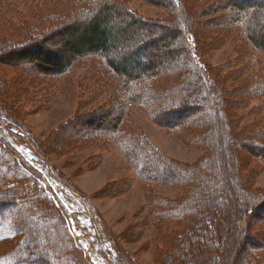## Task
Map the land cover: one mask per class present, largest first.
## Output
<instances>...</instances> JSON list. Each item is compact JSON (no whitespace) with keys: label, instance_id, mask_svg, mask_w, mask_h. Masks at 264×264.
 Wrapping results in <instances>:
<instances>
[{"label":"rangeland","instance_id":"obj_1","mask_svg":"<svg viewBox=\"0 0 264 264\" xmlns=\"http://www.w3.org/2000/svg\"><path fill=\"white\" fill-rule=\"evenodd\" d=\"M107 1L162 24L146 52L155 61L154 76L126 84L95 55L78 58L59 75L24 63L0 64V264H11L10 256L34 264H162L176 241L162 239L160 222L173 223L164 216L183 219L189 251V221L203 229L199 221L209 218L192 264H241L242 242L253 236L264 242V156L258 146L264 143V89L256 86L264 80V50L247 39L229 0H181V9L167 0ZM98 2L0 0V39L5 49L28 43L36 34L81 22ZM260 17L264 23V13ZM181 18L194 26L182 27ZM131 44L111 57L130 52ZM190 64L203 75L199 85L190 81ZM211 87L220 102L219 136L209 106H197L176 128L154 121L186 96L205 99ZM128 91L157 98L145 106ZM18 138L34 143L47 160ZM119 140L135 148L142 163L161 162L180 176L164 182L139 177ZM243 141L257 148H239ZM223 186L229 203L216 217L198 211L207 190L218 197Z\"/></svg>","mask_w":264,"mask_h":264},{"label":"trees","instance_id":"obj_2","mask_svg":"<svg viewBox=\"0 0 264 264\" xmlns=\"http://www.w3.org/2000/svg\"><path fill=\"white\" fill-rule=\"evenodd\" d=\"M167 1L169 5H174L178 7L177 9H181V5L179 4L181 0ZM156 2L162 3V1ZM229 2L234 8L236 22L247 36V39L256 49L264 50V23H261L262 19L260 17V15L264 13V0H229ZM243 16L247 17L243 19ZM82 17L83 20H81V22L75 20L68 22L52 32L50 31L51 33L46 36H37L36 34L33 41L21 44L19 42L16 44L13 43L14 47L9 49L4 48L5 43L3 44L0 39V49H3L0 50V64L15 66L24 63L31 65L39 73L59 75L66 71L78 58L86 55H95L102 57L106 61L108 67L115 74L121 76L126 84L140 81L142 77H147L148 75H155V61L153 59H147L146 52L150 48L151 43L158 39L154 37L156 36L154 32L156 30L161 32V30H163L162 24L139 20L131 12L122 8L118 2H109L107 0H99L98 4L94 5L89 11L87 10ZM181 19L183 23L182 27L187 28L189 25L194 26L191 22H187L183 18ZM198 24L199 23H196V25ZM144 34L148 35L147 41L146 39L145 41L142 39L135 41V38ZM56 37H59V40H56ZM167 39L172 40L173 38ZM188 40L189 38L186 37L185 41L188 42ZM58 43L61 50L56 46ZM124 43H133L131 44L132 50L124 55L121 54L111 57ZM163 44L166 45V42ZM196 67H198L197 64L191 65L194 76H192L190 81H192L194 86L199 85L203 80V75L196 72ZM256 86L261 90L264 89V80L257 81ZM128 96L145 106L152 104L154 98H157L144 92L142 93L141 91H128ZM185 98L188 102H186V99L178 100L174 108L162 109L161 113H156L154 116L158 118L153 117L154 121L165 127L176 128L186 121L187 113L193 115L197 112V106L204 105V107L209 106V110L214 117L216 133L218 136L222 134V126L218 118L220 114V102L217 97V92L213 87L206 91V98L203 100H198L196 97L187 98L186 96ZM197 102L199 104H197ZM224 128L225 130L228 129L226 124ZM14 141L24 144L42 160H47L40 149L30 140L25 139L22 141L21 138H18ZM249 145H251V147H248ZM118 146L122 152L128 156L135 173L147 181L164 182L180 176L179 171H174L173 168L161 162L153 161L151 164L142 163L136 149H133L131 145L127 146V144L124 142L122 143L121 140H119ZM258 146H260L261 152H263L262 155L264 156V143L260 142ZM240 147L245 150H255L257 145H247V143L243 141L239 148ZM8 148L14 150L10 146ZM2 153L4 152L0 145V155ZM20 158L24 160L22 156H20ZM24 162L35 171L27 161L24 160ZM218 176L219 175H217V178ZM228 190V186H223L221 188V193H219L217 197L213 194L214 192H212V189L209 188L207 192L210 195L207 197V201L204 204L198 206V211H204L206 215L210 213L212 216L211 218H215V215L218 213L216 211H218L217 209L220 208V205L222 206L225 202L229 203L227 198ZM2 194H4V192H0V197ZM196 203H198V201ZM206 219L207 220L204 221L200 220L198 223L200 226L205 224V228L203 227L205 231H203L202 227H200V229L197 228L196 222L193 223V221H189L190 224L194 225L191 229L192 231H190L193 238H191V236L189 238L192 251L186 249L187 243L184 239L187 237V233L185 232L187 228H182L180 226V220L182 221L183 219L174 216H164L161 219L163 221L168 220L173 222L172 224L169 222L165 224L162 223V221L160 222L165 229L164 233H161L164 235L162 239L168 237V239H166L167 241L172 240V238H174L173 241L176 240V244L175 242L172 243V246L175 248L173 250L174 252H166V255L169 257L166 259L167 261L165 260L162 264H190L191 260L194 258L196 259V256L192 255L196 250V238L197 236L202 237L210 228L209 218L207 217ZM179 237L182 238V241L179 240ZM162 245L167 249L170 246L166 245L165 242H162ZM209 245L212 246L213 243L210 241ZM241 248L243 249L239 250L238 259L242 260V262L238 263L251 264L250 258L253 257V264H264V242L261 241L259 237H249L248 240L242 242ZM256 250H258L256 255L249 256L250 251ZM9 263L34 264L29 260L21 258V256H10ZM210 264H212V260Z\"/></svg>","mask_w":264,"mask_h":264},{"label":"bare ground","instance_id":"obj_3","mask_svg":"<svg viewBox=\"0 0 264 264\" xmlns=\"http://www.w3.org/2000/svg\"><path fill=\"white\" fill-rule=\"evenodd\" d=\"M0 135H5V132H4V130L2 128H0ZM40 169H42V168H40ZM42 170L44 171V169H42ZM45 173H46V175L48 176L49 179L52 178V175H50V173H48V172H45Z\"/></svg>","mask_w":264,"mask_h":264}]
</instances>
